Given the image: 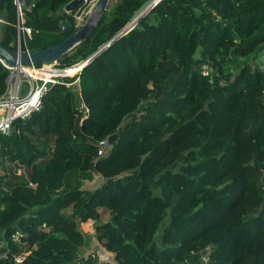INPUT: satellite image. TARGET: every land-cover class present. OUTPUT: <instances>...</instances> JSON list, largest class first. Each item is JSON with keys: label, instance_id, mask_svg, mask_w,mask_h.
<instances>
[{"label": "trees", "instance_id": "obj_1", "mask_svg": "<svg viewBox=\"0 0 264 264\" xmlns=\"http://www.w3.org/2000/svg\"><path fill=\"white\" fill-rule=\"evenodd\" d=\"M23 1L22 49L74 29L70 0ZM144 1L117 0L60 66L96 50ZM0 19V42L15 49L14 0ZM263 62L264 0H160L78 84H51L0 132V264L24 252L20 264H264ZM8 75L0 60V96ZM96 174L101 184L84 188ZM87 219L113 261L80 253Z\"/></svg>", "mask_w": 264, "mask_h": 264}, {"label": "built area", "instance_id": "obj_2", "mask_svg": "<svg viewBox=\"0 0 264 264\" xmlns=\"http://www.w3.org/2000/svg\"><path fill=\"white\" fill-rule=\"evenodd\" d=\"M17 15V35L15 45L21 48L22 42L26 38H31V28L24 25L23 0H14ZM64 28V25H61ZM22 49V48H21ZM28 50V49H22ZM6 68L9 69L7 78V88L0 96V132L8 133L12 122L16 118L28 117L33 111L38 109L41 104L42 95L48 90L51 84L62 82L65 76L72 77L67 85L78 84V73L81 70L80 61L69 66H60V61L51 64H22L17 66L9 65L4 59L0 58ZM99 153L103 152L106 146L105 140L99 141ZM20 171V170H18ZM18 233H13L14 240L19 239ZM9 251L4 248L0 241V259L8 257ZM26 253L13 254L16 263H22ZM207 260L206 256H202Z\"/></svg>", "mask_w": 264, "mask_h": 264}, {"label": "water", "instance_id": "obj_3", "mask_svg": "<svg viewBox=\"0 0 264 264\" xmlns=\"http://www.w3.org/2000/svg\"><path fill=\"white\" fill-rule=\"evenodd\" d=\"M4 0H0V6ZM110 0H70L65 6L66 12L74 11V29L61 41L51 44L45 48L34 50H22L16 46L15 49L5 46L0 42V58L9 65L17 66L22 64H51L54 61H62L85 39H87L98 25ZM160 0H145L132 14L131 18L121 29L101 44L96 50L89 53L80 60L83 67L96 54L106 48L118 37L133 27Z\"/></svg>", "mask_w": 264, "mask_h": 264}, {"label": "rangeland", "instance_id": "obj_4", "mask_svg": "<svg viewBox=\"0 0 264 264\" xmlns=\"http://www.w3.org/2000/svg\"><path fill=\"white\" fill-rule=\"evenodd\" d=\"M117 0H110L107 5V10H111L113 6L115 5ZM74 16L75 12H71ZM262 66L264 68V62L262 63ZM146 101L142 103L144 105ZM127 119V118H126ZM126 119L124 121H126ZM102 182V177L99 174H96L92 180H85L84 181V188H95L98 185H100ZM107 217V214L104 213L103 219ZM166 221V218L165 220ZM79 229L84 233L86 237V241L84 245L80 249V253L84 256L87 254H96L100 261H113V253L110 251H107L102 244L97 240L95 233H94V222L92 219H87L86 221L80 222L78 224ZM196 257V258H194ZM193 258V263H197L200 260V255L196 254ZM190 262V260H189ZM190 264H192L190 262Z\"/></svg>", "mask_w": 264, "mask_h": 264}, {"label": "crops", "instance_id": "obj_5", "mask_svg": "<svg viewBox=\"0 0 264 264\" xmlns=\"http://www.w3.org/2000/svg\"><path fill=\"white\" fill-rule=\"evenodd\" d=\"M70 13V12H69ZM0 21H2V19H0ZM1 35V34H0Z\"/></svg>", "mask_w": 264, "mask_h": 264}]
</instances>
